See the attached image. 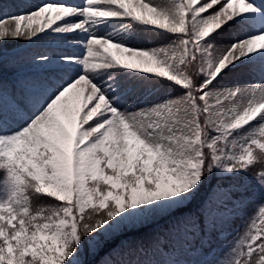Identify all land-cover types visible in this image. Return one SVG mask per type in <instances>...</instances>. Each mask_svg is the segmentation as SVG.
Segmentation results:
<instances>
[{
  "label": "snow or ice",
  "instance_id": "obj_1",
  "mask_svg": "<svg viewBox=\"0 0 264 264\" xmlns=\"http://www.w3.org/2000/svg\"><path fill=\"white\" fill-rule=\"evenodd\" d=\"M0 264H264V0H0Z\"/></svg>",
  "mask_w": 264,
  "mask_h": 264
},
{
  "label": "rangeland",
  "instance_id": "obj_2",
  "mask_svg": "<svg viewBox=\"0 0 264 264\" xmlns=\"http://www.w3.org/2000/svg\"><path fill=\"white\" fill-rule=\"evenodd\" d=\"M18 2L14 3V8L17 10L18 9V5L25 3V2H31V3H36L37 0H17ZM4 8V5H3ZM23 42V41H21ZM19 45V43H18ZM41 46V47H39ZM15 47V46H14ZM13 48V47H12ZM8 50V49H7ZM27 50H32V51H27ZM44 50V47L42 45H25V48L21 51L20 47L11 49L7 51V58L10 59V63L13 64H20L24 61H28V57L36 52V51H42ZM126 58V57H125ZM17 71L21 72V73H26L32 70V66L30 67L29 65L27 66H23L21 67H17L16 69ZM11 78V77H10ZM240 221L239 219H237L236 221L233 222V225L235 226V224H239ZM154 226V225H153ZM155 227L151 228V227H145L144 229H142L141 231L134 233V234H130V235H135L136 237L139 236L140 239H143L145 241V243H148L150 241V239L152 238L153 235V231H154ZM144 234V235H143Z\"/></svg>",
  "mask_w": 264,
  "mask_h": 264
},
{
  "label": "trees",
  "instance_id": "obj_3",
  "mask_svg": "<svg viewBox=\"0 0 264 264\" xmlns=\"http://www.w3.org/2000/svg\"><path fill=\"white\" fill-rule=\"evenodd\" d=\"M22 43H24V42H20L19 45L22 44ZM17 45H18V44H17ZM17 45H16V46H17ZM8 68L11 69V67H8ZM252 171L254 172L255 169H253ZM203 195H205V192H202V193H201V196H203ZM250 207H251V206H250ZM154 226H155V225H154ZM154 226H153V225H150V226H148V228H149V227L152 228V227H154ZM119 239H122V237H121V238H118L117 241H115V242H119ZM102 256H103V252H101L100 256H97L96 259H97V260H100V258H101Z\"/></svg>",
  "mask_w": 264,
  "mask_h": 264
},
{
  "label": "bare ground",
  "instance_id": "obj_4",
  "mask_svg": "<svg viewBox=\"0 0 264 264\" xmlns=\"http://www.w3.org/2000/svg\"><path fill=\"white\" fill-rule=\"evenodd\" d=\"M30 64V63H29ZM5 76L7 77V78H9L10 79V77H11V73H10V71H6L5 72ZM144 235V234H143ZM140 236V235H139ZM139 236H137L138 238H139Z\"/></svg>",
  "mask_w": 264,
  "mask_h": 264
}]
</instances>
